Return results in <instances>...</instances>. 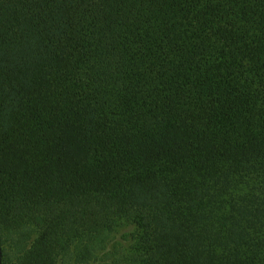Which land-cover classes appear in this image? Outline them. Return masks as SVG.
<instances>
[{
	"label": "trees",
	"instance_id": "obj_1",
	"mask_svg": "<svg viewBox=\"0 0 264 264\" xmlns=\"http://www.w3.org/2000/svg\"><path fill=\"white\" fill-rule=\"evenodd\" d=\"M1 264H264V0H0Z\"/></svg>",
	"mask_w": 264,
	"mask_h": 264
},
{
	"label": "water",
	"instance_id": "obj_2",
	"mask_svg": "<svg viewBox=\"0 0 264 264\" xmlns=\"http://www.w3.org/2000/svg\"><path fill=\"white\" fill-rule=\"evenodd\" d=\"M1 258H2V252H1V246H0V264H1Z\"/></svg>",
	"mask_w": 264,
	"mask_h": 264
}]
</instances>
